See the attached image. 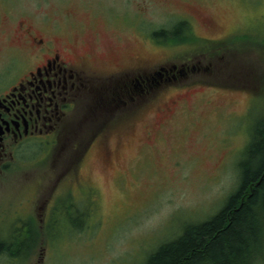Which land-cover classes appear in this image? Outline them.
Masks as SVG:
<instances>
[{"label": "rangeland", "instance_id": "374dc122", "mask_svg": "<svg viewBox=\"0 0 264 264\" xmlns=\"http://www.w3.org/2000/svg\"><path fill=\"white\" fill-rule=\"evenodd\" d=\"M21 20L94 67L124 59L151 71L198 68L120 106L110 122L117 123L102 126V143L80 166L96 192L97 217L72 219L71 212L51 225L52 264H143L221 210L238 189L240 162L264 117V50L251 37L264 38V0H0V57L17 46ZM179 21L186 26L171 34ZM161 29L166 36L156 34ZM207 65L213 68H201ZM42 147L32 145L0 189L9 206L38 185L46 194L55 178L56 160ZM27 220L7 215L16 232Z\"/></svg>", "mask_w": 264, "mask_h": 264}, {"label": "flooded vegetation", "instance_id": "af4514ba", "mask_svg": "<svg viewBox=\"0 0 264 264\" xmlns=\"http://www.w3.org/2000/svg\"><path fill=\"white\" fill-rule=\"evenodd\" d=\"M47 33L35 32L21 20L14 32L17 46L0 57V189L14 169L27 162L32 145L52 151L57 171L44 195L38 185L33 194L10 206L0 199V264H52L51 225L56 229L60 218L65 214L70 219L71 212L72 219L81 218V212L88 220L97 217L96 192L85 182L80 166L102 143V126L117 123L110 122L117 119L120 106L131 107L153 89L198 69L192 63L172 68L160 64L151 71L140 67L143 62L135 65L124 59L94 67ZM88 48L98 50L90 44ZM201 68L209 70L208 65ZM70 186L79 195L69 194L65 188ZM20 212L28 218L24 232H16L7 221V215ZM257 263L264 264V231L251 251L249 264Z\"/></svg>", "mask_w": 264, "mask_h": 264}, {"label": "trees", "instance_id": "16d2710c", "mask_svg": "<svg viewBox=\"0 0 264 264\" xmlns=\"http://www.w3.org/2000/svg\"><path fill=\"white\" fill-rule=\"evenodd\" d=\"M185 26L179 21L170 32L177 35ZM167 33L165 29L156 32ZM251 37L264 50V38ZM211 68L209 65L208 71ZM240 167L238 189L221 210L205 222L188 226L180 238L162 244L146 264H249L253 246L264 231V117L255 123L251 145Z\"/></svg>", "mask_w": 264, "mask_h": 264}]
</instances>
